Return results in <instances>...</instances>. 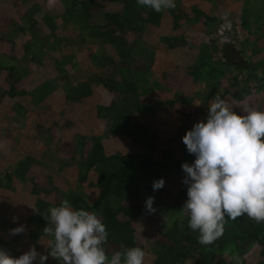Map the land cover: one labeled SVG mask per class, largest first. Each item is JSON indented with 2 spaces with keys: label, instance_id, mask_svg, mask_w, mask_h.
Listing matches in <instances>:
<instances>
[{
  "label": "rangeland",
  "instance_id": "374dc122",
  "mask_svg": "<svg viewBox=\"0 0 264 264\" xmlns=\"http://www.w3.org/2000/svg\"><path fill=\"white\" fill-rule=\"evenodd\" d=\"M208 2L209 0H182L181 7L184 8L182 11L191 13L192 10H196L197 6L200 9L206 8L205 4ZM237 3L238 0L226 2L225 12L233 13ZM176 4L175 8H170L171 11L177 9L179 3ZM70 7L72 8V3L68 0H0V240L6 243L5 250L12 256L21 255L32 246L44 254L46 242L37 241V229L43 228L41 222L44 212H41L40 220L32 222L33 216L37 212L36 202L38 201L36 200H42L51 206L63 201L65 194H81L87 203L96 196L97 189L90 186L87 181L77 179V175L73 171L74 166L71 163L65 166L61 165L62 162H69L71 152L74 151L76 160L80 155L86 158L93 137L98 138L100 145L108 152L115 151L116 146L121 145L122 142V137L117 134L114 136L105 134V125L100 122L96 125L97 122H95L97 117L94 114V108L99 106V116L105 119V106L115 99L114 95L98 91L90 82L91 96L83 99L80 103L68 99L79 82L85 81L91 76L103 77L111 74L117 67L114 64H105L104 67L99 65V52L94 53L96 49L98 50V46L95 47L93 42L91 44L89 42L82 43L81 33H78L77 26L73 28L68 23L66 12ZM117 8H119L117 4L109 2L107 5L108 10ZM258 9L264 11V6H259ZM29 11L34 14L33 18L39 20L38 24H34V27H30L27 19L23 18V13ZM99 11H95L93 19L102 24ZM177 11L179 10L177 9ZM162 12L164 14L159 20L158 31L140 24V33L123 31L118 36L124 41H130L132 38L136 39L142 35L143 37L139 38L141 41L131 48L130 56L134 61L130 63L129 67H141L146 62L149 64L144 71L146 92L144 96L139 95L137 108L140 109L135 111L133 117L140 123L146 124L151 132L154 131L170 142L179 145L181 136L185 135L187 125L191 120L192 127L199 121L206 122L208 106L212 100L199 95L198 97L201 99L199 103L175 106L172 112H166L164 108H160L162 104L174 99L175 96L183 95L188 99L192 98V94L195 92L201 93V90L209 88L208 84L201 83L196 89L187 77L185 64L190 62L189 58H192L189 57L190 52L187 51V55H185L184 50L181 51L180 48H166V44L170 43L163 41L162 38H169L167 35L172 30L161 29L163 25L170 23L168 12L166 13V10H162ZM234 15L231 16L232 20L225 21L224 25H218L215 31L209 32L204 38L209 47L211 45L214 47V49H209L210 61L213 65L221 66L223 64L224 59L221 51H224L228 58L242 63L232 49L229 47L221 49L223 27H225V32H229L232 24L237 26L238 16ZM44 16L48 24L41 22L44 20ZM177 28H180V25ZM234 30L239 34L235 41L237 43L242 37L240 29L238 31V28L235 27ZM195 39L196 36L191 35L187 40L188 44L193 46ZM177 43L178 39L176 38L173 44L176 46ZM262 43H264V39ZM144 45L155 50L152 62L144 60L146 54L140 53ZM216 47L218 49H215ZM101 49L104 55L115 54L113 47L106 43L104 49L103 46ZM162 50H166V54H163ZM193 60L192 64L196 65V59ZM12 65L17 66L23 73L22 78L18 76L20 74H16L17 80L13 85L15 95H11V85L7 83L8 80L12 81L7 74ZM226 67L233 70L231 75L235 76V79L228 77L227 80L232 82L236 80L237 82L245 78H252V74L248 72L236 71L231 63H227ZM262 81L264 82V80ZM42 84L47 86L48 91L43 99L36 101L30 99L29 95H19L20 90L24 88L29 90L33 86ZM254 84L255 82L250 83L248 88L247 85L242 86L246 95L242 100H235L234 104L228 96H223L222 99H225L232 108H246L249 102L264 94V91L256 92ZM88 109L90 114L87 113ZM190 118L191 120H189ZM104 138L109 139L106 141ZM75 143H82L87 147L73 148ZM164 162L167 161H161V163ZM170 187L172 188V186ZM34 190L37 192H33ZM163 191L168 193L170 189L165 187ZM161 200L159 199L157 203L162 204ZM128 201L134 203L131 197L128 198ZM47 209L43 207V210ZM14 217L17 218L15 221ZM171 221L172 215L166 209L156 221L151 219L145 222L144 219H141L132 223L137 247L146 253L144 264H151L150 248L153 243L163 240L155 228L162 230ZM44 222H47L46 226H50L48 221ZM20 225L26 227V233L11 235L9 230ZM46 239L51 240L52 238L46 236ZM110 245L112 244L106 243L105 245L109 256L116 251L125 250L121 247L112 248ZM261 260L262 249L257 244L250 243L243 250H237L230 244L224 245V249L220 253L214 254L213 264H239L240 262L242 264H258ZM37 262L38 260L34 264ZM47 263L59 264L51 257Z\"/></svg>",
  "mask_w": 264,
  "mask_h": 264
},
{
  "label": "trees",
  "instance_id": "16d2710c",
  "mask_svg": "<svg viewBox=\"0 0 264 264\" xmlns=\"http://www.w3.org/2000/svg\"><path fill=\"white\" fill-rule=\"evenodd\" d=\"M68 2L72 3V8L70 7L66 12V19L73 28L77 26L79 29L81 42H89L90 44L93 42L96 45L95 47L98 46V50L96 49L94 53L99 52L100 66L104 67L105 64L117 66L111 74L103 77L91 76V78L79 82L68 99L80 103L83 99L91 96L90 82L98 91L114 95L115 99L105 106V119L99 116V106L94 108V114L97 117L95 122H97L96 125L99 122L105 125V134L109 136L117 134L122 137V142L121 145L116 146L115 151L108 152L100 145L99 139L93 137L91 139L92 144L89 146V154L86 158L80 155L78 160L75 159V153L72 150L73 152H71L68 159L69 162H62L61 165L65 166L71 163L74 166L73 171L76 173L77 179L87 181L90 186L97 189V194L89 203L85 201L86 199L84 200L85 197L81 194H65L64 199H68L74 208H83L89 212H94L101 219L109 232L107 244H112L110 245L112 248L137 247L132 223L141 219H144L145 222L151 219L156 221L168 209L169 214L172 215V221L162 230L155 228L157 234L163 240L160 242L155 241L150 248L151 264H213L214 254L220 253L224 249V245L231 244L237 250H243L250 243L257 244L262 249V260L258 264H264V223H256L247 215L238 217L235 220L226 217L224 233L213 244L201 245L197 242L198 233L189 229L187 218H184L182 224L180 217V209L187 200V185L182 182L187 174L182 170L181 165L185 162L191 164L195 160L194 155L187 152L186 146L182 142L184 135L181 136V143L177 145L156 132H151L146 124L140 123L133 117L135 111L140 109L137 108L139 106V95L144 96L146 92L144 71L149 64L146 62L141 67L130 68V63L134 61L133 57L130 56L131 48L137 45L141 41L139 38L141 39L143 36L139 34V38L124 41L118 34L123 31L139 32L140 24L158 31V23L164 13L162 11L156 12L147 6L138 5L137 0H68ZM109 2L114 5L117 4L119 8L108 10L107 5ZM177 2L176 0L175 4ZM247 4L248 6L245 7ZM243 5L242 13L238 15L236 21L242 37L237 42L238 44L235 42L238 35L235 33L234 24L231 28L232 34L226 32V37L234 40V44H231L230 48L235 51L242 63H238L236 60L231 63L228 56L222 52L223 64L221 66L213 65L206 52V47L200 46L197 50L198 55L195 57L197 64H192L194 62L192 58H189L190 62L186 63L187 66L185 64V67H187L186 75L196 89H198V84L201 85V83L208 84L209 88L204 91L201 90V93L195 92L192 94V98L188 99L183 95L175 96L174 99L165 102L164 105L162 104L160 108H164L166 112H172L175 106L193 105V102L199 103L201 100L198 97L199 95L208 100H213L217 94L221 98L228 96L234 104L235 100H242L246 95L242 86L247 85L248 88V85L252 82H255L256 92L264 91V82L262 81L264 80V50L255 46L256 41L254 39L255 35L258 38L264 37V11L256 8L254 12L249 8L252 5L255 7L264 6V0H243ZM177 9L174 11H171L170 8L166 9L169 16L168 21L170 22L167 27H170L172 31L167 35L169 38L163 37L162 39L170 43L169 45L166 44L168 49L173 48L175 44L173 42L176 38L181 43L185 42V37L192 31L187 30L185 35L182 34L181 36L180 33L175 35L176 24L179 22L193 28V25L203 21V28L200 29L203 34L205 33V27L208 29L215 28L224 23L223 19L221 22L215 21L198 9L192 10L191 13L182 11L184 10L183 7H180V9L177 7ZM97 10H100L99 18L102 20V24L95 22L93 19ZM245 14H247V19L244 18ZM33 15L31 11L23 13V18L27 19L30 27H34V24H38L39 21L33 18ZM43 19L41 22L48 24L45 21V16ZM143 41L146 43L145 39ZM198 41L200 40L198 39ZM105 43L113 47L115 54H103L101 46L104 49ZM222 47H224V44H222ZM154 51V49L144 45L140 53L146 54L144 60L152 62ZM162 53L166 54V50H162ZM227 63H231L236 71H245L252 74V78H245L237 82L236 80H233V82L227 80L228 77L235 79V76L231 75L233 70L228 69V66L226 67ZM7 74L12 79V81L8 80L7 82L11 85V95H15L13 85L17 80V75L20 74L18 76L22 78L23 73L20 72L17 66L12 65ZM46 87L42 84L33 86L29 90L24 88L20 90L19 95H29L30 99L38 101L48 93ZM263 107L264 94L260 98L249 102L246 108L263 111ZM233 109L242 114L245 108ZM87 113H91L89 109ZM191 121L187 125L188 130L192 129ZM104 139L108 141L109 138ZM82 146L87 147L85 144L75 143L73 148H81ZM161 161L167 162L161 163ZM161 178L165 181L164 187L154 192L152 184ZM165 187L170 189L168 193L163 191ZM127 189H129V192H127ZM44 191L47 192L48 190ZM33 192L36 193L37 191L34 190ZM149 196L155 197L153 207L156 212L153 214H149L145 208V200ZM129 197L132 198L134 203L128 201ZM159 199H162V204L157 203ZM36 201H38L36 202L37 212L32 219L34 223L37 219L40 220L39 216L42 211L44 212L43 215H46L51 207L59 206L62 202L49 206L48 203L42 200ZM43 207L48 209L43 210ZM44 221L46 220L43 216L41 222L43 228L37 229V241L46 242L44 254H47L51 240H47L46 235L43 234V229L47 225V222ZM0 248H6V243L3 240H0ZM14 257H19V254ZM35 264H39V261ZM45 264H48L47 261ZM239 264H242V262Z\"/></svg>",
  "mask_w": 264,
  "mask_h": 264
},
{
  "label": "clouds",
  "instance_id": "9594fccd",
  "mask_svg": "<svg viewBox=\"0 0 264 264\" xmlns=\"http://www.w3.org/2000/svg\"><path fill=\"white\" fill-rule=\"evenodd\" d=\"M156 12L175 8L174 0H137ZM187 152L195 160L181 165L187 174V200L180 209L181 222L198 233L197 242L211 245L225 230V218L247 215L264 223V111L245 108L237 113L217 94L208 106L206 122L195 123L182 137ZM163 178L152 184L153 191L164 187ZM154 196L145 200L149 214L156 212ZM50 226L43 229L51 237L47 254L35 246L14 257L0 248V264H45L49 257L59 264H144L146 253L140 247L116 251L109 256L105 245L107 226L94 213L76 209L68 199L43 215ZM14 221L17 219L13 218ZM11 235L26 233L20 225Z\"/></svg>",
  "mask_w": 264,
  "mask_h": 264
},
{
  "label": "crops",
  "instance_id": "0c3cea01",
  "mask_svg": "<svg viewBox=\"0 0 264 264\" xmlns=\"http://www.w3.org/2000/svg\"><path fill=\"white\" fill-rule=\"evenodd\" d=\"M177 1H178L177 4L179 3L178 4L179 5L178 8L180 9V7L182 6V0H177ZM228 1L229 0H209V2L205 4L206 5L205 6L206 8H201L200 9V8H198L199 6H197L196 9L201 10V12L203 14H206L207 16L212 17L213 20H215V21H220L221 22V20L223 19L224 22L225 21L227 22V21L233 19V18H231V16H233L234 14H236V15H234L236 17L239 14H241L242 13V10L244 8L243 0H238V3H237V6H236L235 11H232L233 13H226L225 10H224V6L226 5L225 3L228 2ZM247 6H248V4L245 5V7H247ZM258 7L259 6H256L255 7V6L252 5L249 8L251 9V11L253 10L255 12L256 8H258ZM226 18H228V19L226 20ZM244 18L247 19V14H245V17ZM203 23H204L203 21H199L198 23H196L195 25H193V28H190V27H188V25L182 24L181 22L177 23L176 27H178L180 25V28H176L175 27L176 28V30H175L176 32L174 33L175 35H178L180 33V36H181L182 34L185 35V33H186L185 31H187V30H192V31H191L190 34L188 33V35L185 37L186 38L185 39V42H182L181 43L180 40H179L178 43L176 44V46L175 45L173 46V49L174 48H180L181 51L184 50L183 52H184L185 55H187L186 52L188 51V52L191 53V54H189V56L192 57V59H195V57L198 55L197 54L198 53L197 50L200 48V46H205L206 47V52L208 54V57L210 58L209 49L210 48L211 49H214V47L211 44H210L211 46L209 47L208 42L204 41V38L207 37V34H209V32L215 31L216 30V27L215 28L214 27H211L209 29L205 27V33L203 34L200 31V29L203 28ZM168 25L169 24H165V26H164L165 28L164 27H162V28L165 29L166 31H169L170 27L168 28L167 27ZM197 25H199V26H197ZM220 25H224V24L221 23ZM235 27L238 28V26H234V28ZM223 28H222L223 29V31H222L223 33H222V37H221V40H223L222 44H224V48H226V47H229L230 48V45L231 44H234V40L230 39V37H227L226 38L225 27H223ZM238 31H239V28H238ZM229 33L232 34V31L230 30ZM235 33L237 35H239L237 33V31ZM193 34L196 36V39H195V42H194L193 46H190L188 44V41L187 40ZM198 39L200 41H198ZM254 39L256 41L255 46L256 47H259V48L261 47L260 49L261 50H264V43H262V40L264 39V37L258 38L257 35H255L254 36ZM225 41H227V43H224ZM182 45H184V46H182ZM215 49H218V48L216 47ZM211 52L214 53V51H212V50H211ZM222 52H224V51H221V55H222ZM233 53L236 55L235 51H233ZM228 60H230L231 63H232V61H234L232 58H229Z\"/></svg>",
  "mask_w": 264,
  "mask_h": 264
}]
</instances>
